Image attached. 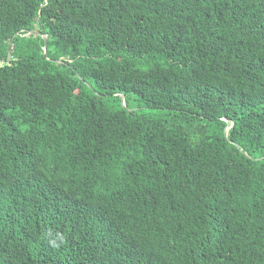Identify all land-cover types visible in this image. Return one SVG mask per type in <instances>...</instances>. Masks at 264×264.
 Returning <instances> with one entry per match:
<instances>
[{
    "label": "trees",
    "instance_id": "16d2710c",
    "mask_svg": "<svg viewBox=\"0 0 264 264\" xmlns=\"http://www.w3.org/2000/svg\"><path fill=\"white\" fill-rule=\"evenodd\" d=\"M11 40L0 264H264V0H0Z\"/></svg>",
    "mask_w": 264,
    "mask_h": 264
},
{
    "label": "water",
    "instance_id": "95a60500",
    "mask_svg": "<svg viewBox=\"0 0 264 264\" xmlns=\"http://www.w3.org/2000/svg\"><path fill=\"white\" fill-rule=\"evenodd\" d=\"M29 34L43 37V39H44V56H45L46 59H48V35L47 34H42L40 31H37V30L31 31ZM12 46H13V41L11 40L10 43H9V47H8L7 58L3 59L2 57H0V64L5 65V64H9L12 61ZM53 62L68 64L63 59L53 60ZM121 98H122V106L126 108L125 96L122 95ZM227 123H229V122L227 121ZM229 129H230L229 127H227L225 129V136L226 137L228 135Z\"/></svg>",
    "mask_w": 264,
    "mask_h": 264
}]
</instances>
